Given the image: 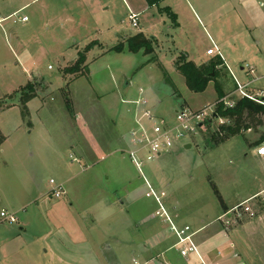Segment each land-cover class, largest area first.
Masks as SVG:
<instances>
[{"label":"rangeland","instance_id":"374dc122","mask_svg":"<svg viewBox=\"0 0 264 264\" xmlns=\"http://www.w3.org/2000/svg\"><path fill=\"white\" fill-rule=\"evenodd\" d=\"M85 2L88 10L83 0H0V14L28 3L0 22V132L5 136L0 146V212L8 210L18 219L10 223L0 216V264H135L131 253L124 257L114 253L121 209L107 213L96 206L102 196H124L129 185L139 187L138 198L128 206L125 223L132 222L130 230L136 227L131 235L138 241L157 232L173 235L169 214H165L167 203L182 212L178 227L189 224L194 230L203 214L213 217L222 202L210 179L228 205L264 187V165L257 155L264 113L248 118L250 127L243 135L220 144L211 135L229 121L213 118L181 140L175 148L177 155L163 157L162 162L145 161L141 171L124 151L128 134L121 137L116 132L131 123L119 120L131 107L121 97H138V87L159 93L156 113L169 118L171 125L177 124L175 111L183 104L201 109L216 102L214 82L202 92H193L174 67L177 54L183 51L197 63L212 58L207 50L218 46L226 61L219 79L224 92L236 101L241 96L234 91L233 75L241 82L250 79L241 68L244 65L255 68L252 85L264 89V0H167L161 10L154 7L143 13L139 28L130 25L124 0ZM174 5L171 9L179 23L175 30L165 9ZM53 10L98 12L100 31L92 35L99 40L90 42L88 51L85 47L78 52L85 51V64L89 62L91 70L88 76L77 78L61 68L63 55L69 59L73 52L53 40L46 31L50 19L38 14ZM138 31L154 36L153 53L129 51L127 39ZM34 32L39 36H32ZM81 33L75 34L79 43H83ZM22 35L26 43H18L16 36ZM121 42L122 52L112 49ZM37 76L42 85L38 96L28 102L25 116L19 94L13 99L10 95ZM189 159L199 161V167H189L193 163ZM61 182L66 192L56 197L53 188ZM167 184L168 196H163ZM242 203L254 216L244 212L236 218L232 210L229 227L249 219L257 223L259 261L255 264H264V213L257 217L264 212V196ZM96 215L99 222H94ZM144 216L151 224H140ZM230 239L239 247L235 235ZM170 255L177 264L196 263L182 258L176 248Z\"/></svg>","mask_w":264,"mask_h":264},{"label":"crops","instance_id":"0c3cea01","mask_svg":"<svg viewBox=\"0 0 264 264\" xmlns=\"http://www.w3.org/2000/svg\"><path fill=\"white\" fill-rule=\"evenodd\" d=\"M83 1L85 3L84 4L85 8L88 10L89 7L87 6L85 0ZM124 1L126 3L128 13H130L131 11H134L136 13H139V16H141L147 10L153 9L154 7H161L163 2H167V0H162L159 6L157 5L150 6L148 5L146 0H132V3H134V5L129 0L128 1L124 0ZM27 4L28 3L23 4L21 7L11 12L10 11L1 12L0 22L9 19L14 14L18 13V11H21L24 7L27 6ZM173 7H176V5L172 6L171 8ZM96 13L98 12H56V10H53V12H38L39 15L48 16V19H50L49 26L45 28H46V31L50 33L51 36H53V40L55 42H61L63 48H65L66 50H71L73 52V54L70 56L69 59H66V57L63 55V63H61L63 66H61V68L69 66V63H71V61L72 62L75 61L79 57L78 52L82 50L83 48H85L88 44H90V42L99 40L97 37H94L96 35H92L93 34L92 32L100 31V28H99L100 22L99 20H96L95 18L97 17ZM177 17H178V14H177ZM71 25L74 27V30L70 29L72 27ZM30 28L34 29V26L32 25ZM171 28L174 29L177 27H174L173 25H171ZM59 31L62 32L61 36L58 35ZM79 32H83L81 33L84 35V37L82 38L83 43H79L77 41L78 38L75 37V34H79ZM138 32H143V31H138ZM33 35H35V37L39 36L35 32L32 33V36ZM16 38L18 40V43L20 42L26 43V39L24 38L23 35L20 37L16 36ZM178 52H180V50ZM210 56L213 57L212 55ZM209 59H204L203 61L197 62V63L200 64V63L208 61ZM223 61L225 65L226 61L225 60ZM87 63L89 67V62ZM174 67H175V64H174ZM241 68L243 70V67ZM90 71L91 70L89 67V73ZM36 79H39V77L37 76ZM219 81L221 82L220 79ZM234 84H235V81H234ZM221 85L223 89L226 90V87L224 86L222 82H221ZM20 86H22V84ZM254 89L264 91L263 88H260L258 86L257 87L255 86ZM136 91L139 94L138 97L136 98H131V97L122 98L121 97V102H123L124 99L134 100V99L139 98V96L142 95L147 100V103L145 106H147V108H149L153 112V114H155L157 117L163 118L162 116L158 115L159 113H156L157 111L156 100H157V97L159 96V93L153 90L147 91L144 87H138ZM127 104H131V103H127ZM130 106L131 107L126 110L128 114L122 115L119 119V120L124 119V121L126 119L131 120V123L129 125L125 122L127 124L126 125L127 128H125L124 131L122 130L120 132V130L117 128L116 132L121 137L126 136L129 130L134 126V122H133L134 115L132 113V109L135 110L136 105L131 104ZM164 118L169 120V118H166V117ZM132 122H133V125H132ZM113 125L114 126L117 125V122L115 119H114ZM99 142L102 144L101 140H99L98 143ZM178 145L179 143L176 144L171 151L160 154L158 157L155 158V160L162 162L165 160V158L163 157H166V156L170 157L171 155H177L175 153V148H177ZM185 147L189 148L191 147V144H185ZM257 155L260 158L259 160L261 164L264 165V155H259L258 153ZM181 156L191 158V156H187L184 154H182ZM191 162L193 163L190 164L189 167H199V161L197 162L192 159H189V163ZM190 176L191 178H193L192 175ZM210 183L216 190L217 195L218 196L220 195L219 198L221 199L222 205L217 206V208L214 209L215 213L213 217L209 218L208 214H203V219L197 218V221L199 219V222L201 224L194 225L196 221L192 223L195 226L194 230L197 231L195 238H196V242H197V245H198V248L201 254L208 260V262H211V263L240 264L241 262H246L247 264L249 263L255 264L256 261L257 262L259 261L258 260L259 254L257 252V250L259 249L255 246L256 240H258L256 239V234H255L256 231H258L256 230L257 223L254 222L253 219L245 220L242 222L238 221L234 226L230 228L229 224L227 227V224L225 222L227 221L228 218H230V221H232L231 211L233 210L235 206L241 204L245 200L250 199V201H253L257 199L259 196H264V187H262L259 191H256L254 194H249L244 200L237 201L233 204L228 205L226 202H224L223 195H221L222 193L218 189L216 182L210 179ZM61 184H64V182H61ZM211 184H209L208 186H211ZM129 186H126V188L124 189V192H123L125 193L124 196H120L116 194V196H118L117 199H114V198L108 199L102 196L100 197V199L98 200V204L96 205V206H99L102 212L104 211L107 213H112L111 211H114L113 210L114 208L121 209L119 216L122 215L123 219L121 218L119 220V226L117 230L118 245H117V248L114 250V253L120 254L121 257H124V255H126L127 253H131L132 261L134 263L135 261H137V262L146 263V264H167L168 262L172 264H177L176 258H174L173 255H170V251L175 249L174 245L176 243V236L174 233L173 235L167 236L164 233L157 232V233L150 234L147 238L140 240V241L135 239L134 234L131 235L133 230H135L136 227L131 228L130 230L129 226L131 225L132 222L130 224H126L125 217L126 215H129V212L127 210L128 206L132 205L134 201H136V199L138 198V188L139 187L131 188ZM164 187L165 189L162 191V194L163 196H168V191H169L168 184L164 185ZM167 206H168L167 211H166L167 214H169V217L171 218V220L177 224V222L182 219V212L179 213V209H177L175 206L172 207V203H169V204L167 203ZM262 206L264 208V204ZM263 213L264 212L259 213L257 217L259 215H262ZM96 217L97 215L95 216L94 222H97V221L99 222V219ZM147 218H148L147 216L142 217L140 224L148 222ZM192 218L196 219L195 216H192ZM204 219H207V221H205ZM138 224H136V226ZM139 230L141 231V229ZM232 234L235 235L240 240L239 247H237L235 243L231 241L230 238L232 237ZM97 246L100 248L101 243H98ZM104 247L107 248L106 246ZM108 248H111V246H108ZM184 259L188 261H190L191 259H194L196 261L195 264L199 263V260L196 257V255H192L189 258H184Z\"/></svg>","mask_w":264,"mask_h":264},{"label":"built area","instance_id":"2783aa9c","mask_svg":"<svg viewBox=\"0 0 264 264\" xmlns=\"http://www.w3.org/2000/svg\"><path fill=\"white\" fill-rule=\"evenodd\" d=\"M27 19L28 18L24 16L22 21H27ZM128 19L132 27L139 28V13L131 11L128 15ZM207 54L216 56L221 55V52L218 46H215V48H209ZM243 70L245 71L246 76L250 77V79L246 82H241L235 75H233L235 81L234 91L239 93L241 98H248L256 102L264 103V91L253 89L252 82L255 80V68L251 65H244ZM248 88H252L254 91H250ZM123 102L136 105L134 110L135 125L128 132V147H126L124 151L127 152L140 171L142 170V165L145 161H152L160 154L171 151L176 144L180 143L181 140H184L191 132L197 131L201 124H205L207 121L209 122L215 118L214 114L216 113L218 105L223 104L225 108H232L236 105V100L232 99L230 94H226L216 100L213 105H208L201 109H193L183 105L175 111L177 124L171 125L168 119L157 117L149 108H147V106H145L147 100L142 95L134 100L125 99ZM217 118L222 122V117L217 116L216 119ZM257 153L259 155H264V143L259 145ZM51 182L55 183L54 179H51ZM52 193L56 197H61V195L65 193L63 184H57L53 188ZM233 210L236 213V218L242 217L244 212H248L252 217L255 214L248 205L244 206V203L235 206ZM165 214H167V212H165ZM0 216L3 220L10 223L18 221L15 213H11L5 209L1 210ZM167 217L171 223V230L176 236L174 247L178 249L182 257L189 258L192 255H196L199 260L198 264H218L208 262V260L201 254L195 238L197 231L193 230L191 225L186 224L184 227H178L168 215ZM225 223L228 227V224H230V218H228ZM135 264L146 263L135 261ZM167 264L172 263L168 262ZM241 264L246 263L241 262Z\"/></svg>","mask_w":264,"mask_h":264},{"label":"trees","instance_id":"16d2710c","mask_svg":"<svg viewBox=\"0 0 264 264\" xmlns=\"http://www.w3.org/2000/svg\"><path fill=\"white\" fill-rule=\"evenodd\" d=\"M148 5H158L162 0H146ZM169 16L173 20V26L178 27L179 23L177 21V14L174 13L171 7L167 6L165 8ZM161 10V7H160ZM97 41H95L96 43ZM127 44L129 51L138 52L143 50L146 54H151L155 51V38L154 36H147L143 32H138L132 34L127 39ZM92 44L86 46L85 51L91 49ZM117 52H122L124 50V44L119 43L114 48ZM85 51L79 54V57L71 63L70 66L64 67L63 71L65 74H73L76 77L88 76L89 67L85 64ZM217 57H212L210 60L203 63H196L193 61L187 52H180L175 58V68L179 71L186 80L188 88L193 92H202L204 91L209 83L214 82L217 92V100L225 96L227 93L224 92V89L219 81V76L221 73V66L224 64L223 59L220 55ZM154 59V56L151 60ZM214 73V74H213ZM42 81L36 79L35 81H29L27 84L20 86L10 98L13 99L16 93L20 96V101L23 104L22 112L25 116L28 115V102L34 97L38 96L39 87L42 85ZM264 101V100H263ZM3 105V104H0ZM14 105V103H12ZM10 107V106H9ZM4 110V109H3ZM264 113V103L256 102L248 98H240L236 101V105L232 108H225L223 104L218 105L216 109V115L227 119L229 122L223 123L220 125L219 129L212 133V140L216 144L226 142L232 137L243 135L244 131L247 130L250 126L247 121L253 118L258 114ZM244 130V131H243ZM263 137L258 141L259 143L264 142ZM5 140L0 132V146Z\"/></svg>","mask_w":264,"mask_h":264},{"label":"water","instance_id":"95a60500","mask_svg":"<svg viewBox=\"0 0 264 264\" xmlns=\"http://www.w3.org/2000/svg\"><path fill=\"white\" fill-rule=\"evenodd\" d=\"M214 74V73H213ZM214 117L216 118L217 117V115L216 114H214ZM210 122H212V120L210 121ZM204 124V123H203ZM203 124H201V125H203Z\"/></svg>","mask_w":264,"mask_h":264}]
</instances>
